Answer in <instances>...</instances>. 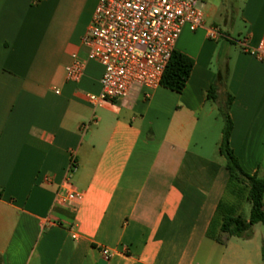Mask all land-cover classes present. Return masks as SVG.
<instances>
[{
	"label": "crops",
	"instance_id": "1",
	"mask_svg": "<svg viewBox=\"0 0 264 264\" xmlns=\"http://www.w3.org/2000/svg\"><path fill=\"white\" fill-rule=\"evenodd\" d=\"M203 1L204 28L175 44L194 61L181 92L135 88L93 106L102 66L82 38L98 0H0V264H263V238L216 222L228 174L206 92L219 78V99L232 95L230 146L263 173L264 60L245 45L264 33V0ZM73 53L78 82L66 78ZM65 185L81 198L57 204Z\"/></svg>",
	"mask_w": 264,
	"mask_h": 264
},
{
	"label": "built area",
	"instance_id": "2",
	"mask_svg": "<svg viewBox=\"0 0 264 264\" xmlns=\"http://www.w3.org/2000/svg\"><path fill=\"white\" fill-rule=\"evenodd\" d=\"M199 0H98L97 7L82 38L87 48L86 59L102 66L100 91L87 93L93 106L114 103L129 97L133 89L148 99L160 85L164 69L176 41L187 27L190 31L204 28V14L197 7ZM207 37L220 36L217 27L206 29ZM245 51L264 60V33L255 46ZM85 63L76 53L65 67L66 78L78 82ZM74 169V161L71 162ZM49 181L50 179L47 178ZM81 198V194L65 185L55 196L57 204L65 205ZM105 259L111 253L102 249Z\"/></svg>",
	"mask_w": 264,
	"mask_h": 264
},
{
	"label": "trees",
	"instance_id": "3",
	"mask_svg": "<svg viewBox=\"0 0 264 264\" xmlns=\"http://www.w3.org/2000/svg\"><path fill=\"white\" fill-rule=\"evenodd\" d=\"M193 64V58L174 48L164 69L160 85L169 90L181 92L187 83ZM222 84V81L217 78L206 92L207 97L217 103L219 114L223 120L219 151L225 157L228 174L224 195L218 203L215 215L220 214V231L223 235L249 238L252 235L254 224L262 223L264 225V172L246 173L230 146L229 139L233 123L229 109L233 97L230 93H226L224 99H219L218 89ZM231 197L244 198L250 205L248 216L242 212H235V207L229 204ZM262 256L264 258V238Z\"/></svg>",
	"mask_w": 264,
	"mask_h": 264
},
{
	"label": "rangeland",
	"instance_id": "4",
	"mask_svg": "<svg viewBox=\"0 0 264 264\" xmlns=\"http://www.w3.org/2000/svg\"><path fill=\"white\" fill-rule=\"evenodd\" d=\"M206 1V0H205ZM214 2L216 3H220L222 1V4L220 5L221 8H224L226 5L224 4L228 2V0H213ZM203 3L204 1L203 0H199L198 3H197V7L199 9H201L202 11L204 10V6H203ZM216 23L220 26H222V28L224 29V25H222V23L220 22L219 19H215ZM237 24L239 25V27L242 26V24L240 23L239 20H237ZM232 37L235 38V39H238V38H241V36H239L237 34V32L233 33L232 34ZM219 120V123H220V126L223 125V121L221 118L218 119ZM231 201H234L235 202V212L238 213V212H242L245 216H248L249 215V211H250V205L244 200V198H233L231 197L230 198ZM217 221H220V214L217 215V218H216V222ZM216 222L214 223V225H216ZM252 235H254L256 237V241L261 244V238H264V225L262 223H256L252 226ZM264 264V260L262 262Z\"/></svg>",
	"mask_w": 264,
	"mask_h": 264
}]
</instances>
